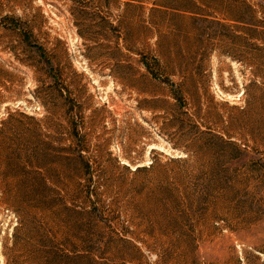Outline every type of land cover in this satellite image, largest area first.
Here are the masks:
<instances>
[{"label": "rangeland", "instance_id": "obj_1", "mask_svg": "<svg viewBox=\"0 0 264 264\" xmlns=\"http://www.w3.org/2000/svg\"><path fill=\"white\" fill-rule=\"evenodd\" d=\"M9 119L0 264H264V0H0Z\"/></svg>", "mask_w": 264, "mask_h": 264}, {"label": "trees", "instance_id": "obj_2", "mask_svg": "<svg viewBox=\"0 0 264 264\" xmlns=\"http://www.w3.org/2000/svg\"><path fill=\"white\" fill-rule=\"evenodd\" d=\"M108 1L109 0H102V2H107V3H108ZM129 5L130 4H127L126 7H129ZM163 6L164 7L165 6L168 7L167 4H163ZM169 6L172 8L173 11L176 10V8H174L173 5H169ZM99 18L102 19L101 17H99ZM145 30H147V32L152 31V29L149 28V27H146ZM22 37H23L24 41L27 44H29L27 36L26 35H22ZM37 51L39 52V55L42 57L43 53H42L41 49L37 48ZM45 62H46V64H48L47 61H45ZM144 67L146 69H148V64L144 63ZM167 68L168 67H166V69ZM11 123H13L14 125L13 124L10 125ZM0 125H1V127H0V143H1V145H0V155L5 154V156H4V165H3V173H0V175L1 174L2 175H8L9 174L8 171H7V166H9V164L13 160H15L14 158L22 160V163L19 162V169L21 170V172L26 173L25 172V166H24L23 162H27L28 164H31V163L34 162V160L36 158H38L39 155L37 153H35L33 150H31V148L29 146V143H28V140H27V137H26V133H25L24 130H22L20 128V124L18 123V121L9 119V120L4 121ZM13 126H15V128H12ZM13 129L16 130L15 138H12L10 140H8L6 138V140L10 141V144L15 146L14 148L10 147L9 144H7V143L4 144L3 143V139L1 138V137H5L7 132H14ZM210 136L211 137L209 139H210V141L212 143H214L216 141L215 143H219L220 145H231V142L224 141L221 137L214 136V135H210ZM17 141H19V142H17ZM23 144H24V147H23ZM23 150H25L24 151L25 154H24ZM144 169H146V168H144ZM148 169L149 170L153 169V163L150 165V167H148ZM139 170H140V168L139 169L138 168L135 169L134 173L139 172ZM27 175H30V174L27 173ZM37 175H40V174H37ZM25 178L29 179V177H25ZM40 178H43V177H40ZM213 180L214 179H209L208 178L206 181L207 182H211ZM14 190H15V192H12V194H11L12 197L9 194H5V195L7 197L15 198V199H17L19 201H35L37 203L45 202L44 200L46 199L47 193L49 191L47 185L42 180H40L39 183L31 185V186H28V187H14ZM0 192H1V190H0ZM178 224L179 223H175V225H178Z\"/></svg>", "mask_w": 264, "mask_h": 264}]
</instances>
